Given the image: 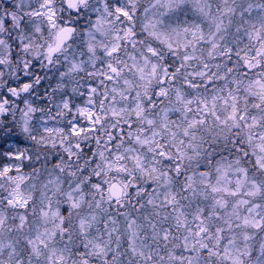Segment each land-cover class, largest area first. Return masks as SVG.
<instances>
[{"label": "snow or ice", "instance_id": "6c2138e0", "mask_svg": "<svg viewBox=\"0 0 264 264\" xmlns=\"http://www.w3.org/2000/svg\"><path fill=\"white\" fill-rule=\"evenodd\" d=\"M0 264H264V0H0Z\"/></svg>", "mask_w": 264, "mask_h": 264}]
</instances>
